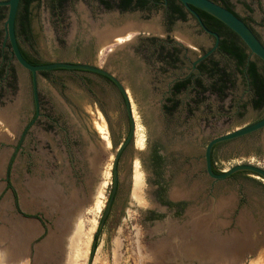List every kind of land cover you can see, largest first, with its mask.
Listing matches in <instances>:
<instances>
[{"label":"rangeland","instance_id":"obj_1","mask_svg":"<svg viewBox=\"0 0 264 264\" xmlns=\"http://www.w3.org/2000/svg\"><path fill=\"white\" fill-rule=\"evenodd\" d=\"M246 3L252 6L253 12L246 11ZM235 8L242 17L252 18L254 32L264 45V0H236ZM56 9L53 0H36L32 4L31 40H22L23 49L33 59L46 64H88L119 78L130 98L135 136L119 159L116 197L103 222L113 192L115 156L130 130L122 94L93 74L58 70L46 77L39 75L44 108L57 120V125L46 119L39 120L21 146L27 119L33 115L32 80L13 61L18 77L16 85L0 90L2 114L8 115L7 119H17L18 115L20 118L16 133L7 126L0 132V252L16 257L22 249L23 254L17 257L25 264H62L64 246L56 255L49 245L55 247L54 239L60 236L64 222L69 219L64 220L62 214L68 212L70 216L81 206L86 210L85 218L91 221L89 228L95 227L86 264L91 257L93 264H264V181L241 174L225 183H214L204 171L206 144L264 118V103L259 109L254 107L248 83L235 64L216 58L220 67L230 74L231 88L225 97L205 95L200 99L202 103L193 109L195 118H210L207 133L196 135L193 145L187 143L183 155L178 153L181 147L174 144L187 142L183 135L174 136L172 146L165 149L170 196L192 202L188 213L193 219L190 236L194 240L188 244L174 230V211H165L157 225L146 220L148 213L159 207L155 200L158 178L150 150L160 138L157 128L161 123L158 118L162 116L158 106L160 92L132 89L125 78L131 59L137 60L143 70L154 68L151 61L156 58L159 46L150 39L164 36L162 9L153 10L145 21L137 13L121 15L117 10L106 13L97 0H68L63 8ZM125 21L135 24L141 21L142 26L154 27L158 32L135 33L129 37L130 41L115 36L121 37L116 44H110L112 37L106 44L99 41L111 30L104 31L106 34L101 37L99 34V39L93 35L95 29L100 32L107 29L106 25L120 30L123 26L113 28L112 25ZM0 30L4 35V23ZM172 35L195 49L194 54L188 55L191 59L202 55L212 44L191 19L179 24ZM188 36L200 47L193 45ZM139 37L143 39L123 47V42ZM92 47H95L94 55H91ZM185 63L188 64L187 59ZM259 66L264 74L262 61ZM142 75L151 77L152 73L147 70ZM189 96L192 99L195 95L183 97ZM193 122L198 130L200 121ZM0 126L5 128L1 120ZM140 139L144 143L142 148L138 145ZM215 162L220 173L241 164L264 168V131L219 147ZM136 165L143 174L145 204L132 200ZM101 181L105 185L97 195ZM61 202L67 204L66 208H60ZM164 232L172 234L173 240L163 236ZM118 239L121 241L119 260L115 257ZM238 239L244 242L242 248L231 249L229 244H236ZM95 241L97 246L92 256ZM221 247H230L227 260L217 250Z\"/></svg>","mask_w":264,"mask_h":264},{"label":"flooded vegetation","instance_id":"obj_2","mask_svg":"<svg viewBox=\"0 0 264 264\" xmlns=\"http://www.w3.org/2000/svg\"><path fill=\"white\" fill-rule=\"evenodd\" d=\"M98 4L101 7L102 11L106 13H110L113 10L119 11L121 15L124 14H130V13H137L139 17L144 19L145 21L148 17V15L156 9H162V15H161V21H162V27L161 32L164 34V36L160 38H153L150 39L151 41H155L156 44L159 46V52L156 54V58L151 61V64L154 66V68L145 69L143 70L141 67H139V63L135 59H131L129 61L130 67L127 68V74L125 78L127 81H129V84L132 89L135 90H156L160 92V98L158 101V106L160 109V112L162 113V116L159 117L161 123L158 124V135H159V142L153 144L151 146V158L155 167V176H157V180L155 181V200L159 204V207L156 210L150 211L147 215V222L151 225H157L160 223V221L163 220L165 216V211H174L175 217L172 221L173 225L175 226L176 233H179V235H183L182 239L183 242H186L191 244L193 242V237L190 236L192 232V224L191 221L193 220L191 217H189V206L192 204L191 200L187 198H180V199H173L170 196V180L166 177V171H167V156L168 152L165 151L168 146H172L174 143L172 140L173 137L176 135H183L184 140L181 143L175 141V146L181 147V150L178 152L179 154L183 155L185 147H187V143L193 145V140L196 135L200 134H206L207 131L210 128V118L209 117H194V111L193 109L199 104L202 103L200 99L205 97V95H211V85L213 82V79L211 78V69L215 64L220 66V63L217 61V57H222L225 59H228L232 61L235 64V61L231 57L230 54H228L223 48L222 44L223 42L227 41L229 46H236L240 50L247 48L246 45L243 43L241 38L235 34L231 29H229L226 25L218 23L214 20H208L204 23L201 17L199 16L196 8H193L194 11L197 13L199 18L202 21V24L199 22L197 16H195L189 9H187L185 6V19L182 18L178 14H171L170 8L168 5V0H159L154 1L150 0L148 3H146L143 7H137L136 3L138 0H135L133 2L132 8L121 11L116 7L117 4H120L121 0H105L109 2L111 9L106 7L105 5H101L99 0ZM215 3L227 8L234 14H236L238 17H240L246 25L254 32V29L251 24L252 18L250 17H242L240 14L237 13L235 8V1L236 0H212ZM62 6L61 8H63ZM136 7V8H135ZM7 8V7H6ZM245 9L247 12H253V8L250 4H245ZM56 10H60V7ZM201 11V10H199ZM18 17V16H17ZM91 18V17H90ZM88 18V19H90ZM189 19L193 21V23L196 24V27L198 28L199 32L202 33L204 36H206L210 41L211 45L204 50V53L200 56H198L196 59H191L190 54H194L195 49L192 48L188 43L185 41H180L176 37L172 35L174 29L179 24H186L189 22ZM142 21V22H143ZM20 22V21H19ZM18 19L16 22V32L17 37L19 41V45L21 48V51L25 52L29 57L30 55L23 49L22 47V40L27 41L21 34H20V26L18 25ZM4 23V22H3ZM3 23L0 25H3ZM137 25H141V21H138ZM208 30L209 32H207ZM5 32V30H4ZM0 73L2 72L3 68L5 67V74L0 78V90L6 89L8 87H11L12 85H16L17 82V74L16 69L13 66L12 62L14 59L12 58V53L9 44L7 43V46H4V40H5V33L3 35V31L0 30ZM257 36V34L255 33ZM258 37V36H257ZM143 39V37L134 38V41H138ZM127 40V39H126ZM188 40L193 45H197L200 47L199 44L195 42V40L188 36ZM128 41V40H127ZM130 41V40H129ZM125 43V42H123ZM247 53L249 55L248 60L255 58L253 56L249 49L247 48ZM95 54V47H92L91 49V55ZM206 56L201 61L197 62L202 57ZM33 59L32 57H30ZM188 60V64L185 63V60ZM38 61V60H37ZM40 64H46L44 62L38 61ZM48 64V63H47ZM139 67V68H138ZM147 70L152 73L151 77H147L146 75H142L143 71ZM65 71V70H64ZM70 72H83L88 74H93L100 76L101 78L105 79L110 83L111 86L116 88L120 93L121 90L119 86L112 81L111 79L106 78L105 76L95 74L89 71H70ZM244 72H246V69H244ZM51 72H48V74ZM110 73V72H109ZM141 75H140V74ZM113 75L112 73H110ZM139 74V75H138ZM242 75V74H241ZM114 76V75H113ZM115 78L122 84V81L115 76ZM32 80V77H31ZM39 82V80H38ZM198 82H201L203 87L208 89L207 92L200 95L199 97L196 96V90H200L198 87ZM8 84H11L8 86ZM231 88V83L229 84V89ZM249 88V86H248ZM227 89L226 91H228ZM249 91L251 92L250 88ZM32 93H33V115L32 117L27 119V125L24 128L20 140V145L22 146V142L26 139V136L29 134L30 129L34 127L37 122L41 119H46L48 121H52L57 125V120L50 117L47 113V110L44 108V102L42 99V96L40 94V90L38 88L39 93V100H40V107L39 110L36 108L35 100H34V89L32 84ZM193 93L195 96L191 99L189 96L188 99H184V95L187 96ZM122 94V93H121ZM123 99L124 96L122 95ZM125 102V100H124ZM39 113V117L37 118V115ZM37 118V120H36ZM130 120V130L128 138L132 131V119L129 116ZM195 119H198L200 121L198 130H196L195 123L193 122ZM36 120V121H35ZM34 123L33 126L31 124ZM135 136V132L133 137ZM127 138V140H128ZM133 139V138H132ZM215 139V138H214ZM242 139V138H241ZM126 140V141H127ZM239 140V139H238ZM126 141L124 143H126ZM212 141V140H211ZM210 141V142H211ZM236 141V140H235ZM173 142V143H172ZM209 142V143H210ZM232 142V141H231ZM131 141L124 149L123 153L128 149ZM208 143V144H209ZM229 142L220 143L217 144L213 150H212V162H213V168L215 172H218V169L216 168V162H215V156L216 151L219 147L227 144ZM208 144H206V147L204 149V157L206 153V149ZM194 150V149H192ZM122 153V154H123ZM159 159V160H158ZM182 166H184L182 164ZM204 171L206 172V165L204 167ZM113 192L115 189V174L113 178ZM134 181V177H133ZM134 184V182H133ZM118 186V184H117ZM118 188V187H117ZM113 192L111 194V197L113 195ZM117 189L115 192L114 200L116 197ZM113 200V201H114ZM170 232V231H169ZM172 232V231H171ZM163 236L167 237L173 240V235L164 232ZM172 237V238H171ZM168 240V239H167ZM198 246V245H197ZM201 248V247H200ZM199 249V248H197ZM202 249V248H201ZM179 263V262H178ZM210 262H208L209 264Z\"/></svg>","mask_w":264,"mask_h":264},{"label":"water","instance_id":"obj_3","mask_svg":"<svg viewBox=\"0 0 264 264\" xmlns=\"http://www.w3.org/2000/svg\"><path fill=\"white\" fill-rule=\"evenodd\" d=\"M177 1H179L187 9H189L195 16H197V18L201 24H202V21L199 18V16L197 15V13L194 11L193 8H196V9H199L203 12H206L209 15L216 18L217 20H219L220 22H222L224 25H226L229 29H231L235 34H237L241 38V40L243 41V43L246 45V47L249 49L250 53L253 56H255L256 58H258L259 60H261L264 63V45H263V43L259 40V38L255 35V33H253V31L246 25V23L240 17H238L236 14H234L233 12L228 10L227 8L215 3L212 0H177ZM20 3H21V0L0 1V7H7L8 8L7 18L4 22V28H5L4 46L6 47L7 43L9 44L10 49H11V53H12V58L14 59V61L20 66V68L23 71H25L26 73H29L31 75L33 89H34V100H35L37 110H39V107H40V100H39V93H38V88H39L38 80H39V75L42 72H53V71H58V70L89 71V72H92L95 74L105 76L106 78L114 81L119 86L121 93L124 96L128 115L132 119V131H131V134H130L128 140L126 141V143H124L120 147L119 151L117 152V154L115 156V160H114V164H113V170H114V174H115V189H114L113 195L109 201V204H108V207H107L104 219H103V222H104V220H105L106 216L108 215V212H109V210L113 204L115 192L117 189V184H118L117 167H118L119 159H120L124 149L126 148V146L132 140L134 132H135V126H134L132 112H131V106H130V98L128 96L127 90L115 78V76L111 75L107 70H104V69L96 67V66H92V65H88V64H81V63H65V62H55V63L42 64V65L36 66V65L29 63L22 54V51H21V48L19 45V41H18V37H17V32H16V22H17V16H18V12H19ZM117 12L119 13V11H117ZM123 24H124V22L121 24L119 23V25H114V26L112 25V27L116 28V26H123ZM202 26L204 27L203 24H202ZM127 30H129V29H126L122 32L117 33L118 35L117 34L114 35V38H112L110 40V41H112V43H110V44H116L117 40L119 38H121V37H115V36H123V38L127 39L135 33H143V35L146 34L144 31H142V30L138 31L135 28L132 29L131 31H127ZM206 31L209 32L208 30H206ZM91 37H93V36L91 35ZM132 41H134V39L131 40V42H125L123 47H126L127 45H129L130 43H132ZM108 46H110V45H108ZM205 57L206 56L202 57L197 62L201 61ZM6 110H8V109H6ZM1 113L2 112L0 111V114ZM39 116L40 115L38 113L37 118ZM37 118H36V120H37ZM0 120H1V122H3L5 124V128L0 126V132L6 130V126H7V128L9 127V129L13 133L17 132L18 127H19V120H20L19 115L16 119L17 120L16 126H14V124L12 125L9 122H7L5 120V118L0 117ZM35 121L31 124V126L34 125ZM262 131H264V118L262 120L256 122V123H253V124L247 126V127L229 132L227 134L221 135V136L213 139L208 144L207 149H206V153H205V165H206V173L208 175V178L213 180L214 183H225L228 180H230L234 175H236L238 173H249V174L255 175L256 177H258L259 179H262L264 181V168H261V167L255 166V165H251V164H241V165H237V166L231 168L228 171L216 173L214 171L213 162H212V150L217 144L225 143V142H231V141H235V140H238L241 138L249 137V136L255 135V134L262 132ZM47 196H50V194ZM66 206H67L66 203L61 202V205H60L61 209L66 208ZM58 212L61 213L60 210H58ZM96 236H97V234L94 236V239H96ZM241 239H243V238H241ZM221 241H223V240H221ZM241 241L239 240V243L237 242L236 244L234 243L233 245H231L229 243L228 244H229V246H231V249H233V250H236L239 248L241 249L243 246V243H244V242L241 243ZM47 243H49V242L47 241ZM96 246L97 245H96V241H95L93 244L92 256L96 250ZM40 248H42V246ZM89 264H93L92 257L89 260Z\"/></svg>","mask_w":264,"mask_h":264},{"label":"trees","instance_id":"obj_4","mask_svg":"<svg viewBox=\"0 0 264 264\" xmlns=\"http://www.w3.org/2000/svg\"><path fill=\"white\" fill-rule=\"evenodd\" d=\"M36 0H21L19 12H18V25L20 26V34L27 40H31V6ZM56 8H61L65 5V3L68 0H53ZM135 0H121L120 4H117L116 7L120 9L121 11H126L130 8H132L133 2ZM150 0H138L136 3L137 7H143L146 3H148ZM159 1V0H154ZM101 5H105L106 7L111 9V6L109 2L105 0H99ZM168 5L170 8L171 14H178L182 18L185 19V8L184 5L181 4L177 0H168ZM136 8V7H135ZM203 20L204 23L207 22V19L214 20L218 23L223 24L213 16L209 15L206 12L196 10ZM8 14V8L6 7H0V25L6 20ZM1 38V35H0ZM1 46V42H0ZM222 48L231 55L233 60L235 61V67L237 71L244 76L246 79L248 86L251 90L252 96H253V105L256 109H259L262 107L264 103V74L260 70L259 60L258 58H253L250 61L248 60V53L247 48H244L240 50L236 46H229L228 42L225 41L222 44ZM23 56L25 59L33 64V65H42L38 63L37 60L31 59L25 52L22 51ZM244 69H246V72H244ZM5 74V67L3 68L2 72L0 73V78ZM211 78L213 79L212 85H211V94L217 95L219 97H225L226 96V90L229 89V84L231 83L230 80V74L217 64L213 66L211 69ZM40 75L48 76V72H42ZM198 87L200 90H196V96L199 97L200 95L204 94L208 91V89L204 88L201 82H198ZM11 84H8L10 86ZM51 117V116H50ZM159 160V159H158ZM218 173V172H216ZM241 174H249V173H238L234 175L232 178H236L237 176ZM253 175V174H250ZM255 176V175H254ZM9 189L11 188L10 181L8 182ZM97 239V236H96ZM97 245V243H96Z\"/></svg>","mask_w":264,"mask_h":264},{"label":"bare ground","instance_id":"obj_5","mask_svg":"<svg viewBox=\"0 0 264 264\" xmlns=\"http://www.w3.org/2000/svg\"><path fill=\"white\" fill-rule=\"evenodd\" d=\"M126 22L127 21L124 22L123 27L120 30L119 29L113 30L111 27L106 25L107 29H104L101 32H100V30L95 29V33L93 35L97 39H99V36H98L99 34L101 37V35L106 34V33L103 34L104 31L107 30L109 32L111 30L110 31L111 33L109 32V34H106L104 37L99 39L101 44L103 42L106 44L108 42V39H110V37L114 38L115 34L122 32L126 29H130V28L131 29L136 28L137 30H142L145 33H149V34L150 33L155 34L158 32V30L154 27L140 26V25H137L135 23H131V22L126 23ZM127 40L129 41V38H127ZM121 41H124V40H121ZM0 116L2 118H5V120L7 122H9L10 124H12V125L14 124V126H16V118L10 117L9 119H7V117H9V116L3 115L2 113L0 114ZM138 145H139V147L141 146V148L144 147L143 139L139 140ZM138 168H139V165H136L135 166L134 181H133L134 184H133L132 200H134V201L136 200L140 204H145L146 202L144 201V198L142 195V193H143L142 190H143V186H144V179H143V174L140 172V170ZM100 173H102V170ZM102 175H103V173H102ZM102 175L100 174V177H103ZM104 176H105V174H104ZM104 185H105V182L101 181V183L98 185V187L96 189L97 195L101 194V192L104 188ZM62 215H63L64 220L66 217H68L69 219L66 218V220L67 219L68 220L66 222H64V225L62 227L63 229L61 231L60 236H58V238L54 239V241H56L55 247H52L51 244L49 246H50L51 250H55L53 252L56 255L57 254L59 255L60 250L64 246V253H63L64 254V260H63L62 264H86L87 260L89 258V253H90V249H91V242H92V237H93L95 227H94V229L89 228V222H91V221H88L85 218L86 210L83 209L81 206L76 207V209H74L72 211L70 216L68 215V212H65ZM120 247H121V241L118 239L116 242V251H115L116 252L115 257H117V260H119V257H118L119 255L117 256V252H119ZM229 248H224V247L217 248V250L223 255L224 260H227L226 256H230V255H228V253H231L229 251ZM46 249H47V247H46ZM19 250L20 251L18 252L16 257L14 255L13 256L8 255V254L6 255L5 252H3V253L0 252L1 253L0 254V264H6L7 261H14L13 264H18V262H21V264H25L26 263L25 261H22L21 258L17 257V256L23 254V250L22 249H19ZM43 253H41V254H43ZM210 253H212V252H210ZM16 261H18V262H16ZM217 263H219V262H217ZM117 264H119V263L117 262Z\"/></svg>","mask_w":264,"mask_h":264}]
</instances>
